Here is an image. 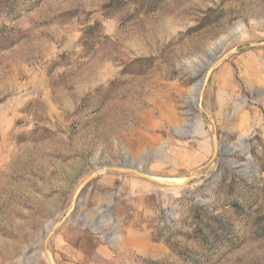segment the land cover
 <instances>
[{"label": "rangeland", "instance_id": "1", "mask_svg": "<svg viewBox=\"0 0 264 264\" xmlns=\"http://www.w3.org/2000/svg\"><path fill=\"white\" fill-rule=\"evenodd\" d=\"M0 264H264V0H0Z\"/></svg>", "mask_w": 264, "mask_h": 264}, {"label": "crops", "instance_id": "2", "mask_svg": "<svg viewBox=\"0 0 264 264\" xmlns=\"http://www.w3.org/2000/svg\"><path fill=\"white\" fill-rule=\"evenodd\" d=\"M89 246H90L89 247L90 251H93L96 254H102V256H105L106 258H108V256H107L108 253H107L106 249L99 248L98 246L93 245V244H89ZM75 248L78 250H81L83 248V246H82V244L76 243Z\"/></svg>", "mask_w": 264, "mask_h": 264}]
</instances>
